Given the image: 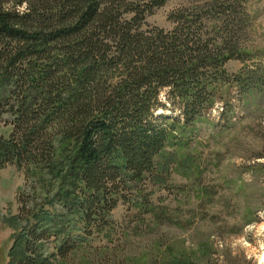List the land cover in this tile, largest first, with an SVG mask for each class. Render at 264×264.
<instances>
[{"label":"trees","instance_id":"trees-1","mask_svg":"<svg viewBox=\"0 0 264 264\" xmlns=\"http://www.w3.org/2000/svg\"><path fill=\"white\" fill-rule=\"evenodd\" d=\"M168 1L0 0V122L12 128L0 170H22L34 197L45 174L65 198L59 218L23 203L15 264H47L31 257L35 244L71 223L83 236L102 231L117 200L155 172L176 126L217 105L226 114L232 94L264 92L259 66L225 70L253 61L247 0H193L168 17L171 31L147 27ZM166 107L178 117H158Z\"/></svg>","mask_w":264,"mask_h":264},{"label":"rangeland","instance_id":"rangeland-1","mask_svg":"<svg viewBox=\"0 0 264 264\" xmlns=\"http://www.w3.org/2000/svg\"><path fill=\"white\" fill-rule=\"evenodd\" d=\"M192 2L169 0L147 27L171 31L168 17ZM247 9L245 45L253 61L228 62L229 75L245 66L264 70V0H247ZM234 96L226 114L217 105L186 130L176 126L155 172L117 196L102 231L83 236L71 223L68 231L36 243L31 257L47 264H264V92L243 102ZM157 116L174 119L178 113L166 107ZM7 120L0 122V139L11 134ZM41 180L34 197L22 170H0V264L17 260V238L28 224L18 218L23 203L31 211L42 204L53 218L65 214L59 184L45 174Z\"/></svg>","mask_w":264,"mask_h":264}]
</instances>
